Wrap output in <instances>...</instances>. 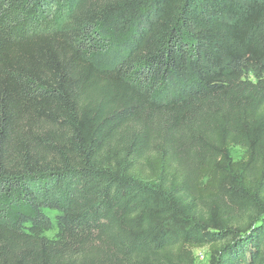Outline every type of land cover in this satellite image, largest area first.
<instances>
[{"label":"trees","instance_id":"1","mask_svg":"<svg viewBox=\"0 0 264 264\" xmlns=\"http://www.w3.org/2000/svg\"><path fill=\"white\" fill-rule=\"evenodd\" d=\"M202 247L264 264V0H0V264Z\"/></svg>","mask_w":264,"mask_h":264},{"label":"rangeland","instance_id":"2","mask_svg":"<svg viewBox=\"0 0 264 264\" xmlns=\"http://www.w3.org/2000/svg\"><path fill=\"white\" fill-rule=\"evenodd\" d=\"M2 10H4L3 18L6 20L4 22L7 25V30L15 36L33 33L44 28L47 29L49 25L51 27L57 21L54 17L56 14L53 8L47 14L37 12L34 9L22 8L18 5L2 8ZM243 154V150L237 147L232 148L230 151V157L234 162L240 161ZM48 236L51 237L53 234ZM194 256V264H210L212 259L208 247L195 249Z\"/></svg>","mask_w":264,"mask_h":264}]
</instances>
